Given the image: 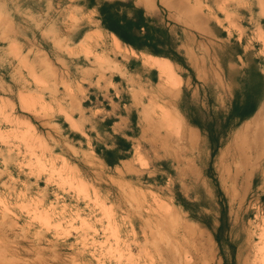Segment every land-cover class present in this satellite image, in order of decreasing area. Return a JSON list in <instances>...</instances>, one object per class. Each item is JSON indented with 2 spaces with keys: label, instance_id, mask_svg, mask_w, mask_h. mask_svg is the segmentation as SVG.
Here are the masks:
<instances>
[{
  "label": "rangeland",
  "instance_id": "obj_1",
  "mask_svg": "<svg viewBox=\"0 0 264 264\" xmlns=\"http://www.w3.org/2000/svg\"><path fill=\"white\" fill-rule=\"evenodd\" d=\"M117 1L169 30L177 94ZM263 137L264 0H0V264H264Z\"/></svg>",
  "mask_w": 264,
  "mask_h": 264
},
{
  "label": "trees",
  "instance_id": "obj_2",
  "mask_svg": "<svg viewBox=\"0 0 264 264\" xmlns=\"http://www.w3.org/2000/svg\"><path fill=\"white\" fill-rule=\"evenodd\" d=\"M128 6L133 9V16L121 15L120 9ZM103 25L115 33L126 44L133 48L163 56L185 65L182 55L176 50L168 29L159 25L155 19L146 14L143 8L130 3H104L100 6ZM235 112L231 114L233 117Z\"/></svg>",
  "mask_w": 264,
  "mask_h": 264
},
{
  "label": "bare ground",
  "instance_id": "obj_3",
  "mask_svg": "<svg viewBox=\"0 0 264 264\" xmlns=\"http://www.w3.org/2000/svg\"><path fill=\"white\" fill-rule=\"evenodd\" d=\"M148 1V0H147ZM258 3V2H257ZM146 54H148V53H146ZM148 55H150L151 57H154V58H157V59H159V60H155V61H144V66H146V67H149L150 69H152V70H157V71H159V72H162V73H164V74H166L167 76H168V79H167V85H168V89H169V93H176V91H177V86L179 85V83L180 82H178V81H176V79H175V77H174V72H173V67H172V64H171V62H170V60L167 58V57H163V56H157V55H154V54H148ZM128 58V57H127ZM160 59H163V60H160ZM142 65V64H141ZM142 65V66H143ZM174 94H172L173 95V97H174ZM177 94V93H176ZM176 97V96H175ZM177 115V114H176ZM172 115L173 117L172 118H175V120L177 119V121L176 122H179V120H180V117L177 115ZM178 118H179V120H178ZM172 121H173V119H172ZM245 123H247V122H245ZM178 127H180L179 126V124H178ZM250 129V128H249ZM185 130V129H184ZM198 130V129H197ZM241 133H243V132H241ZM247 135V134H246ZM237 136V135H236ZM200 137V136H199ZM262 138V137H261ZM264 138V137H263ZM244 144V143H243ZM261 145V144H260ZM259 146V145H258ZM236 147V146H235ZM234 147V148H235ZM260 148H261V146H259ZM247 149V148H246ZM235 151V150H234ZM249 157H250V155H249ZM242 158V157H241ZM245 158V157H244ZM259 159V158H258ZM244 161V160H243ZM240 162V161H239ZM253 164H255V163H253ZM254 171V170H253ZM240 172V171H239ZM194 230V229H193ZM264 235V234H263ZM262 236V235H261ZM146 237V236H145ZM263 245V244H262ZM182 249V248H181ZM187 250V249H186ZM217 251V250H216ZM172 253H171V255L173 254V252H175V251H171ZM181 252V251H180ZM186 252V251H185ZM189 253V255L191 254L190 252H188ZM186 254H187V252H186ZM130 255V254H129ZM170 255V254H169ZM170 255V256H171ZM179 255V254H178ZM215 255V254H214ZM169 256V257H170ZM166 257V256H165ZM183 257H185V256H183ZM167 258V257H166ZM174 258V257H173ZM186 258H189V257H187V255H186ZM185 258V259H186ZM211 258V257H210ZM169 259H171V257L169 258ZM178 259V258H177ZM190 259V258H189ZM165 260V259H164ZM172 260V259H171ZM263 260V259H262ZM155 261V260H154ZM154 261H152V262H154ZM162 261V260H161ZM173 261V260H172ZM171 261V262H172ZM174 261H176V258H174ZM146 262V261H145ZM186 263H189V262H187V261H185ZM213 262V261H212ZM164 263V262H163ZM167 263V262H166ZM165 263V264H166ZM169 263V262H168ZM177 263V262H176ZM184 263V262H183ZM185 263V264H186Z\"/></svg>",
  "mask_w": 264,
  "mask_h": 264
},
{
  "label": "crops",
  "instance_id": "obj_4",
  "mask_svg": "<svg viewBox=\"0 0 264 264\" xmlns=\"http://www.w3.org/2000/svg\"><path fill=\"white\" fill-rule=\"evenodd\" d=\"M117 116H121L122 120L119 122L118 121L116 122V123H120V129L116 132L121 134L122 137L126 138V137H128V134H127L128 131L127 130L129 129V127L127 125L128 118H126L124 115H117ZM116 152L118 154H122V155H119V161H120L124 157V152H127V151L124 150V148H121L119 145H117Z\"/></svg>",
  "mask_w": 264,
  "mask_h": 264
}]
</instances>
